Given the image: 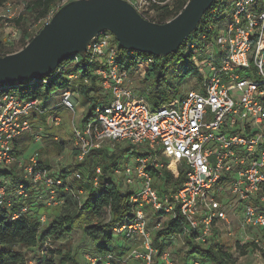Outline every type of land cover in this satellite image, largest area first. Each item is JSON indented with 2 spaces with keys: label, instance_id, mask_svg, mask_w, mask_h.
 I'll use <instances>...</instances> for the list:
<instances>
[{
  "label": "built area",
  "instance_id": "obj_1",
  "mask_svg": "<svg viewBox=\"0 0 264 264\" xmlns=\"http://www.w3.org/2000/svg\"><path fill=\"white\" fill-rule=\"evenodd\" d=\"M131 3L143 16L140 5ZM151 3L158 1L145 2ZM7 6L5 24L9 23V29L0 38L6 44L18 36L11 21L22 10L16 14ZM204 43L210 46L207 55L193 59L202 82L156 108L130 80L131 73L145 74L153 62L151 55L139 57V62L130 59L133 50L120 52L109 31L92 38L83 56L73 54L66 74L68 86L60 90V104L74 111L79 88L93 81L102 102L84 123L73 124L76 161L110 155L121 145L125 147L120 153L134 155L132 164L128 158L121 164L118 157L111 167L116 183L130 192L131 206L130 215L113 230L127 240H139L141 247L126 250L120 260L112 253L87 257L90 264H175L169 245L159 253L152 238V231L168 220L178 221L183 229L171 237L173 241L185 235L207 245L218 225H224L226 234L232 235L230 215L238 211L242 228L264 237V0H229L206 32L189 42V48ZM78 55L84 63L80 64ZM38 84L32 79L24 87L0 88V172L15 167L21 176L11 189V180L0 177V209L8 210L11 219L31 214L29 198L33 193L46 207L63 204L59 190L73 192L79 201L80 194L87 193L79 169L61 173L40 165L37 151L27 157L15 151L13 141L31 127L36 128L34 142L41 141L43 126L33 124L31 116L37 119L53 110L48 106L50 99L27 96ZM48 119L59 124L56 114ZM163 170L169 171L172 179L182 173V182L175 187L164 185ZM102 173V164H96L93 187L99 186ZM13 199L18 203L16 210H12ZM233 200L235 208H231ZM148 209L160 218L150 230L145 223ZM39 220L44 224L48 219L41 214ZM249 237L243 238L247 242ZM250 241L259 244L257 238ZM191 264L205 263L193 259Z\"/></svg>",
  "mask_w": 264,
  "mask_h": 264
},
{
  "label": "trees",
  "instance_id": "obj_2",
  "mask_svg": "<svg viewBox=\"0 0 264 264\" xmlns=\"http://www.w3.org/2000/svg\"><path fill=\"white\" fill-rule=\"evenodd\" d=\"M187 1L188 0H175L172 5L168 3L155 5L152 3L155 14L150 18H146L158 23L165 22L182 10ZM6 2L7 0H0V8L3 7ZM228 2L229 0L213 1L212 5L202 16L199 24L192 31V36L184 41L183 46L187 49V53L184 55L179 48L176 52L170 53L167 56L157 57L151 54H143L151 55L153 57V62L146 69L144 79L140 81L142 86L138 88V92L144 96L145 100L152 108H156L178 95L177 87L167 79L168 65L171 60H183V68L180 72L181 75L196 76L198 74V70L190 57L191 49L189 48V42L195 40L199 33L206 32L209 22L219 16V9L222 10ZM61 3L62 0H29L28 2L23 3L22 10L18 16L11 21L19 30L16 39H18L20 46L17 49L4 52L2 49L10 47L13 40L6 44L0 39V55L12 53L22 48L38 32V30L30 31L32 23L43 21V25L45 20L52 15ZM119 51L123 52L124 50L119 47ZM138 53L139 52H135L134 54ZM72 57L73 54L69 55L47 75L34 76L22 81L4 82L0 84V88H6L8 85L15 88V84H20V87H24L30 82V80L35 79L39 84L34 85V89L32 86V90L27 96L38 95L48 98L51 95H54L57 88H60L61 90L68 86L66 74L70 71ZM78 58L80 64L84 63L85 59L82 56L78 55ZM79 69H81L82 72L86 71L82 69V67H79ZM58 79H62V82L57 83ZM43 80H46V82L43 83ZM92 80H94V78ZM78 92L87 101L88 110L81 120V123H84L92 114L94 106L100 103L101 94L99 93V87L95 85L94 81L91 85L81 86ZM44 117L45 115L42 114V121H45ZM31 119L32 123L36 120L33 119V116H31ZM41 133L42 137H45L47 132L43 129ZM32 141L34 142L32 135H25V133L21 134L13 141L16 153L25 155L24 152L28 147V143H31ZM76 152L77 151L74 149L75 155ZM102 155L99 157L97 155H90L83 162L75 163L74 167L71 169L61 168L59 170V172L65 174L70 173L74 168L79 169L81 172L82 170L84 171V180L81 181V183L87 193L83 202L79 201L74 196L73 192L59 190V196L63 199V204L60 206L62 210L52 216L46 215V206L44 202L38 200L34 196V193L33 197L31 196L29 198V202L31 203L30 215L25 214L19 218L11 219L8 210L0 209V264H32L31 261L27 260L25 252L20 248H35L37 252H39V250L41 251V257H37L33 264H90L89 261L84 263L78 261L72 250L65 245H60L61 247H57L55 251L50 250L53 256H58L57 260L51 255L47 257L44 255V251L46 250L45 244L47 241L52 242L60 240L64 238L65 235L72 232L74 219L80 214L79 210L82 209L99 217L100 220L102 219L103 213L107 209L109 210L111 217L109 221L105 223L98 221L84 226L82 230L93 242L94 252L96 253L94 256H103L106 253H112L116 259H121L129 248H127L126 245H123L118 249L114 247L113 237L115 234H120L114 232L113 227L130 215V192L128 190L120 189L113 180H109L110 175L108 174H111V167L117 162L115 160L117 155L116 153L114 154V152L109 155L108 161L102 162L103 173L99 178V186H92L91 178L94 175V167L96 164L100 163V161L104 160ZM38 162L47 169L51 168L49 164H46V162L39 158V153ZM85 171L88 172L86 173ZM162 174V178L164 179L163 182L166 186L171 185L172 187H175L183 180L182 173H180L179 177L176 179H172L169 171L163 170ZM0 177H8L11 180L9 185V188L11 189L19 182L21 176L18 173V170L15 167H12L9 170L1 171ZM87 182L88 185H86ZM77 187H79V185H77L76 188ZM13 204L12 210H16L18 208V203L15 202V199H13ZM41 214H45L48 219L44 224L39 220ZM182 231L181 224L176 220L164 221L160 227L154 229L152 231L153 243L158 248L159 253L172 242L171 237L174 234L182 233ZM183 240V243H186V248L183 253L184 257H196L193 255L197 254L199 255L200 260L206 261L205 264H237L236 258L232 253L228 249L219 246L214 239L207 245L196 243L191 236L184 235ZM244 246L246 245H242L240 248H243ZM113 251H117L118 256L115 255ZM96 264L103 263L98 261ZM183 264H187V262H184Z\"/></svg>",
  "mask_w": 264,
  "mask_h": 264
},
{
  "label": "rangeland",
  "instance_id": "obj_3",
  "mask_svg": "<svg viewBox=\"0 0 264 264\" xmlns=\"http://www.w3.org/2000/svg\"><path fill=\"white\" fill-rule=\"evenodd\" d=\"M29 0H8L6 5L0 8V18H1V26H0V38H3V34H6L8 31L9 23L5 24V16L8 14L9 10L7 11V4H9L10 8H12V11H14L16 14L19 12V10L22 8L23 3L28 2ZM130 2L137 3L140 5L141 12L143 16L145 17H152L155 14V10L153 4H145L146 0H129ZM158 3L155 5H163L165 3L173 4L175 0H157ZM228 9V8H227ZM3 22V23H2ZM42 22H34L30 26V31L39 30L42 27ZM192 36L191 34L185 39L187 40ZM18 37V36H17ZM16 37V38H17ZM14 38L13 43L10 47H5V49H2V51H10L17 49L20 44L18 42V39ZM184 40V41H185ZM183 41V43H184ZM183 43L180 45L179 49L181 50L182 54L184 55L187 53V49L183 46ZM210 46L206 43L201 44L197 46L194 49L190 50V57L193 61L194 58L201 59L207 55L209 52ZM1 51V52H2ZM127 52V51H126ZM136 52V51H135ZM134 52V53H135ZM144 56L143 53L134 54L131 58H134L136 62H139V57ZM130 58V59H131ZM183 68V60H171L168 65L167 70V79L170 83H172L174 86L178 89V96H181L185 94L190 89H195L198 86V82H200V73H198L196 76L191 75H181L180 72ZM64 77V76H63ZM144 79V75L137 73H131L130 80L132 81V85L135 88V90H138L139 87H141V80ZM62 82V79H58L57 83ZM202 82V80H201ZM200 82V83H201ZM60 88H57L54 95H51L50 98H47L50 102L48 103V106L53 110L50 112L45 113V121H42L41 115L37 117V119L33 122V124L37 126H43V129L45 132H47L45 137H42L40 142H31L28 143V147L26 148L24 154L25 156H29L34 151H38L39 158L42 159L46 164H49L53 170H60L61 168L65 169H71L74 167L75 163H78L75 159L74 149H73V143H72V128L73 124H80L82 117L85 115L87 108V101L86 99L81 96L80 94L77 96V103L74 107V111H71L67 107L60 104ZM103 96V95H102ZM58 103V104H55ZM54 103V105L52 104ZM102 103V102H100ZM74 112V113H73ZM51 114H56L59 119V124L54 125L50 119H48V116ZM47 115V116H46ZM43 118V119H44ZM42 121V122H41ZM82 124V123H81ZM35 129L33 130V127H31L30 130L25 131V135H32L33 132H35ZM52 133V134H50ZM117 147V146H116ZM125 145L119 146V148H115V151H117V154L120 153ZM112 154V153H111ZM103 161H108L109 154L106 155L104 153L103 155ZM124 153H120L118 156L115 157V160L117 161L118 157L121 161V164H123L126 159L128 158L129 164H132L134 161V155H129ZM88 163V162H87ZM93 164V163H92ZM85 168V167H84ZM75 169V168H74ZM83 175L84 171L82 170ZM86 172V171H85ZM88 172V171H87ZM86 172V173H87ZM109 180H113L116 183V179L111 175L108 174ZM76 184V183H75ZM117 184V183H116ZM88 185V182L87 184ZM120 189H125L121 185L117 184ZM86 193L80 194V201L83 202L85 199ZM237 204H235L234 200L231 203V208H235ZM45 213L46 215H54L58 213V211H61L62 208L60 206L57 207H45ZM80 214L75 217L74 219V227L72 229V232L70 234L65 235L64 238L52 241V242H46V250L44 251V255L47 256H53L50 252V250L55 251L57 247H61L60 245H65L67 248L71 249L72 252L76 255L78 261L80 262H88L87 257H92L96 255L94 252V245L93 242L90 240L89 237H87L82 228L86 225L93 224L95 222L101 221L102 223H105L110 220V213L107 209L102 216V219L100 220L99 217L95 216L94 214H91L90 212H87V210L82 209L79 210ZM239 212L237 211L236 214H232L231 219V228L230 231L232 232V235H227V228L224 225H218L214 231V241L218 243L219 246L222 248L228 249L232 255L236 258L237 264H264V245L262 244L264 242L263 235L258 231H251L249 228H242L240 225L239 219H238ZM160 220L158 216H155L154 213L148 209L146 211V217H145V223L147 226V229H151L154 227L155 223ZM162 220V219H161ZM245 236H252L248 238V241L244 240L243 237ZM252 238H257L259 240V244L256 245L250 240ZM183 238L180 237L176 241H173L168 246V251L173 256L175 264H183L184 262H187V264H191L193 259L199 260L200 262L206 263L204 260L199 259V255L194 254L193 256L196 257H184L183 253L186 248V243H183ZM242 241L244 246L243 248H240L242 245L239 243ZM198 244H201L199 242H196ZM113 245L116 249L119 247L126 245L127 248H133V247H141L139 240H127L122 235L115 234L113 237ZM203 245V244H201ZM22 251L25 252V255L27 257L28 261H31V263H35L37 257H41V251L37 252L35 248L33 249H26V248H20ZM115 255H117V251H113ZM118 256V255H117ZM53 258H58L57 255L53 256ZM115 264H120L118 261L115 262ZM137 264H142L141 262H137Z\"/></svg>",
  "mask_w": 264,
  "mask_h": 264
},
{
  "label": "water",
  "instance_id": "obj_4",
  "mask_svg": "<svg viewBox=\"0 0 264 264\" xmlns=\"http://www.w3.org/2000/svg\"><path fill=\"white\" fill-rule=\"evenodd\" d=\"M214 0H188L175 16L158 23L129 0H69L61 4L19 50L0 55V84L44 76L69 55H84L90 40L109 31L118 46L157 57L176 52Z\"/></svg>",
  "mask_w": 264,
  "mask_h": 264
},
{
  "label": "crops",
  "instance_id": "obj_5",
  "mask_svg": "<svg viewBox=\"0 0 264 264\" xmlns=\"http://www.w3.org/2000/svg\"><path fill=\"white\" fill-rule=\"evenodd\" d=\"M52 104L54 105V103H52ZM55 104H58V103L55 102ZM50 134H52V133H50ZM25 157H26V156H25Z\"/></svg>",
  "mask_w": 264,
  "mask_h": 264
},
{
  "label": "bare ground",
  "instance_id": "obj_6",
  "mask_svg": "<svg viewBox=\"0 0 264 264\" xmlns=\"http://www.w3.org/2000/svg\"><path fill=\"white\" fill-rule=\"evenodd\" d=\"M171 166L173 167V164H171Z\"/></svg>",
  "mask_w": 264,
  "mask_h": 264
}]
</instances>
